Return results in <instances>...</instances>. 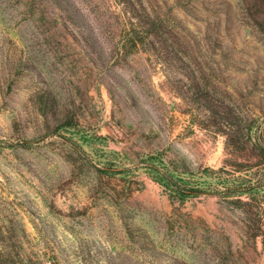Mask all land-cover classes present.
Segmentation results:
<instances>
[{
  "label": "rangeland",
  "instance_id": "rangeland-1",
  "mask_svg": "<svg viewBox=\"0 0 264 264\" xmlns=\"http://www.w3.org/2000/svg\"><path fill=\"white\" fill-rule=\"evenodd\" d=\"M232 121L264 140L246 0H0V264H264Z\"/></svg>",
  "mask_w": 264,
  "mask_h": 264
},
{
  "label": "trees",
  "instance_id": "trees-1",
  "mask_svg": "<svg viewBox=\"0 0 264 264\" xmlns=\"http://www.w3.org/2000/svg\"><path fill=\"white\" fill-rule=\"evenodd\" d=\"M246 6L248 14L254 18L255 23L264 31V0H246ZM229 125L228 131L225 133L226 147L231 157L225 160V166L230 164L228 161L234 162L233 164H241V159L258 158L250 165L264 167V140L262 133L255 132L251 125L233 123V121L229 122ZM30 142L27 141V144ZM190 192L192 193L193 191Z\"/></svg>",
  "mask_w": 264,
  "mask_h": 264
}]
</instances>
